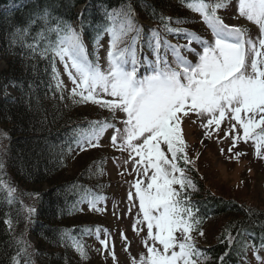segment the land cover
I'll return each mask as SVG.
<instances>
[{
	"label": "snow or ice",
	"instance_id": "obj_1",
	"mask_svg": "<svg viewBox=\"0 0 264 264\" xmlns=\"http://www.w3.org/2000/svg\"><path fill=\"white\" fill-rule=\"evenodd\" d=\"M230 2L187 0L185 3L189 10L200 14L202 22L211 30L210 40L190 29L172 27V24L187 23V18H172L153 10L151 16L159 19L160 26L149 27L145 32L144 25L136 20L131 4L104 9L105 20L97 26L94 43L98 44L103 33L108 34L106 68L101 67L98 55L90 59L83 39L87 3L80 8L77 21L73 22L56 12L60 7L58 3L48 0L43 6L37 5L20 25L5 34L9 51L20 49L18 54L22 59L39 57L49 62L60 100L65 99L63 93L67 86L56 68L57 59L73 85L68 90L72 103L91 102L110 113L109 117L89 121L86 129L74 128L66 152H74L72 144L80 152L101 147V137L111 129V146L128 153L124 163L131 161L138 177L131 185L134 192L128 193L129 202L138 201V219L132 228L140 235L146 227V235L141 240L146 253H140L138 258L131 257V264H209L211 261L206 250L197 246L193 235L204 236L205 233L204 217L200 215L198 202L192 199L199 189L188 175L196 169L190 167L193 160L186 151L188 146L182 129L186 119L197 117L206 138L211 136V131H223L231 140L228 153H233L240 141H252L255 156L264 160V0H236L238 17L233 19L244 18L257 26L259 34L255 39L249 35L247 27L226 23L218 14V10L227 8ZM167 35H182L186 43L173 44ZM194 43L198 48L193 47ZM184 52L191 54L196 62L189 60ZM31 66L35 68L34 64ZM17 86L15 81L5 85V97L10 95L9 87ZM28 100H31L30 95ZM28 107L32 109L31 103ZM117 113L123 114L122 118H118ZM117 122L122 127H117ZM225 122L227 130L221 127ZM38 123L41 129L36 130L40 131L46 127L47 117ZM0 139L10 137L0 130ZM55 147L49 145V152L54 153ZM224 151L220 149L221 154ZM55 154L64 166V147ZM242 155L245 154L237 151L228 158L238 159ZM3 169V156L0 155V172ZM95 175H103V168L97 166ZM0 190L7 191L9 202L15 199L13 194L17 189L2 178ZM27 195L40 198L39 193ZM99 199L102 198L88 201L90 210H102L97 208ZM73 210L83 209H76L74 205ZM252 211L247 209L249 215ZM25 213V221L34 222L32 217L36 208L26 207ZM4 223L12 232V220ZM120 235L127 241L122 231ZM12 239L17 251L9 258V264H22L21 254L28 257L23 264H33L25 234L13 235ZM234 240L230 233L226 240H221L229 250L219 257V264H226ZM68 241H71L70 245ZM99 242L116 261L114 245L110 247L107 239ZM58 243L71 246L81 259H87L84 245L70 232L60 230ZM248 247H252L256 259L264 264V257L259 255L264 242L260 248L242 246L243 264H247ZM65 261L67 264V258Z\"/></svg>",
	"mask_w": 264,
	"mask_h": 264
},
{
	"label": "trees",
	"instance_id": "obj_2",
	"mask_svg": "<svg viewBox=\"0 0 264 264\" xmlns=\"http://www.w3.org/2000/svg\"><path fill=\"white\" fill-rule=\"evenodd\" d=\"M11 1L18 0H0V59L6 60V67L0 70V125L10 137L5 150L0 153L5 165V170L0 172V178L5 183L13 181L16 188L30 187L33 189L32 193L40 194V198H36V213L32 217L34 222L28 223L24 219L26 213L21 203L26 195L14 193L15 199L9 202L7 191L0 190V264H9V258L15 255L17 246L12 238L21 232L30 244L28 252L33 264H66L65 258L67 264H94L91 247L84 241V237L102 233L104 227L100 222L91 220L83 207H89L87 201L91 199L101 197L97 201L99 202L104 198L107 187L104 182L106 156L96 148L74 158L79 149L72 144L74 152L67 154L66 147L71 142L74 128L86 129L89 121L101 120L103 115L80 109V106L71 103L65 92V99L60 100V93L55 88L56 83L52 79L51 66L47 60L39 57L34 60L22 59L18 54L20 49L15 52L8 50L5 34L14 26L20 25L37 5L43 6L48 2L19 0L23 1L22 7L18 11H11L8 9ZM84 1L54 0L60 5L56 12L76 22L79 14L77 8ZM186 2L187 0H90L85 12L86 26L83 36L93 45L97 26L105 20L104 9L119 8L125 3L137 5L139 17L135 15L136 20L151 23L150 27L160 26L159 19L151 16V12L156 10L168 17L187 18V23L172 24V27L194 28L197 26L195 13L184 6ZM148 28V25L144 26L145 32ZM106 37L108 34L103 33L99 41ZM90 54L94 59L92 51ZM33 64L35 68L31 66ZM10 81L17 82L18 86L5 97L4 86ZM29 103L32 105L31 110ZM44 117H47V125L37 131L36 129H41L38 121ZM49 145L56 146L54 153L49 152ZM61 146L65 149L64 166H61L60 158L55 154L61 151ZM97 166L103 168V175H95ZM188 175L199 189L192 199L198 202L200 215L204 217L203 229L212 221L218 222L213 241L207 242L205 247L197 245L211 257L209 264H219V257L229 250L226 243H221L229 233L235 240L230 254L226 257V264H237L245 259L242 254L244 244L260 248L264 242V208L216 195L206 190L198 173L190 171ZM85 196L87 198L82 199ZM74 205L76 209L83 210H73ZM247 209L253 210L251 215ZM8 219L12 220V232H9L4 223ZM60 230L70 232L72 237L84 245L87 259H81L71 246L65 247L58 243ZM29 235L35 237V243L30 242ZM250 249L252 247H248L246 255ZM21 259L23 264L28 257L21 254Z\"/></svg>",
	"mask_w": 264,
	"mask_h": 264
},
{
	"label": "rangeland",
	"instance_id": "obj_3",
	"mask_svg": "<svg viewBox=\"0 0 264 264\" xmlns=\"http://www.w3.org/2000/svg\"><path fill=\"white\" fill-rule=\"evenodd\" d=\"M218 14L225 18V22L234 25H243L249 29V35L255 39L258 36V28L252 23L246 21L244 18L238 17L236 11V0H231L227 8L219 9ZM196 23L200 30V33L205 39H212L211 30L207 26H203L200 21L198 13H195ZM140 24L146 25L145 21L142 22L138 20ZM151 26V23L148 24ZM179 39V38H178ZM169 40H172L169 38ZM183 40V39H182ZM107 38L101 39L98 44L95 43V49L98 50L97 55L99 56V63L102 68L107 67V48H108ZM193 47H197V44H193ZM189 60L194 63L195 58L189 54L185 53ZM4 68V64L0 66V70ZM56 68L60 71V78L64 81L67 89L64 91L68 95V90L73 86L71 81L68 80L67 74L63 71V65L57 59ZM141 75L144 74L143 69L140 72ZM56 83V81H55ZM108 98V97H105ZM72 103V101H71ZM80 106V109L90 110L93 112H98L103 115V118L109 117L110 113L99 107L98 105L92 104L91 102L76 104ZM121 113H117L118 118H122ZM195 121V122H194ZM117 127H122L117 122ZM221 127L227 130V122L223 123ZM183 136L187 144L188 156L193 160V165L190 167L196 169L195 172L200 176V182L204 184L206 190H210L216 195H221L225 198H235L245 204H253L264 208V160L258 159L255 156L254 144L251 141L245 143L240 141L235 148L233 153H228V148L231 146V140L224 136V132L221 131L217 133L216 131H211L210 137H205V129L200 126V121L197 117L193 116L191 119H186L182 124ZM0 130L5 132L6 129L0 125ZM242 131V130H241ZM112 135V130L108 129L105 131L104 135L101 137V147L97 150H101L106 156L107 160V171L105 174V187L106 192L104 193V200L97 203V207L101 208V211H88L89 208L83 207L84 212L88 213V216L94 222H100L107 229L109 237H106L109 241L110 247L114 245V250L116 254V261H113L111 255L103 249L100 244V240L104 239V234L96 240L94 236H85L84 240H89L94 264H131V257H139L140 253H146L141 240L142 237L146 235V227L140 235H137L132 228V225L138 219V201L129 202L128 193L134 189L131 185L138 178L136 173L133 172V163L129 161L127 164L124 163L128 160L127 152H120L114 149L110 143V136ZM8 139H0V149L5 150L7 146ZM203 141V143L201 142ZM223 148L224 154H221L220 149ZM94 148H89L92 151ZM84 151L86 154L89 151ZM241 152L245 155L240 156L238 159H229V156H233L235 152ZM76 158V157H75ZM4 163V160H3ZM73 164V163H71ZM5 170V165H4ZM10 186L14 187L13 181H9ZM19 186V185H18ZM16 188V187H14ZM16 193H22V206L24 210L26 207H35L36 198L28 193H32L30 187L19 186ZM133 204L135 206H133ZM131 208V211H129ZM217 221H212L203 230L205 235L199 236L198 233L193 235L196 237L197 245L203 247L207 245V242L213 241L216 233ZM121 231L127 237V241L121 238ZM31 243L33 240L28 236ZM127 246L128 250L125 251ZM264 257V255L262 256ZM249 264H260V261L254 260V258L249 255Z\"/></svg>",
	"mask_w": 264,
	"mask_h": 264
},
{
	"label": "bare ground",
	"instance_id": "obj_4",
	"mask_svg": "<svg viewBox=\"0 0 264 264\" xmlns=\"http://www.w3.org/2000/svg\"><path fill=\"white\" fill-rule=\"evenodd\" d=\"M86 3H90V0H85L84 3L79 5V7L77 8L78 12H79L80 8ZM129 4H131V3H129ZM22 5H23V1H19V0L18 1H11L8 5V7H9L8 9H10L11 11H18L22 7ZM131 6L133 8L134 15H136V17H139L137 10H136L137 5L131 4ZM0 62H2V65L4 64V68H5L6 67V60L3 58V59H0ZM8 91H9V93H12L13 88L9 87Z\"/></svg>",
	"mask_w": 264,
	"mask_h": 264
}]
</instances>
